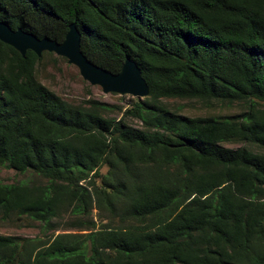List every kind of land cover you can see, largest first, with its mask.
<instances>
[{"label": "trees", "instance_id": "16d2710c", "mask_svg": "<svg viewBox=\"0 0 264 264\" xmlns=\"http://www.w3.org/2000/svg\"><path fill=\"white\" fill-rule=\"evenodd\" d=\"M0 22L58 44L73 24L88 62L117 75L130 60L149 91L123 113L134 129L42 86L35 70L52 53L0 42V167L47 181L0 185V218L53 228L68 208L96 207L117 220L0 235V264H264V0H0ZM165 100L242 112L191 118Z\"/></svg>", "mask_w": 264, "mask_h": 264}, {"label": "rangeland", "instance_id": "374dc122", "mask_svg": "<svg viewBox=\"0 0 264 264\" xmlns=\"http://www.w3.org/2000/svg\"><path fill=\"white\" fill-rule=\"evenodd\" d=\"M35 78L42 86L71 105H81L85 101L90 100L104 103L110 107L104 113L105 117L116 120L123 119L125 125L134 129H142V123L140 121L130 116L125 118L123 116L124 111L131 108L132 101L138 98H133L130 95L103 93L100 87L92 86L83 80L78 69L62 57L54 54L53 56L45 55L41 63L36 67ZM163 103L170 111L191 118L231 117L242 112V109L236 105L229 106L221 103L207 104L196 100H165ZM222 146L234 149L245 145L241 143H224ZM251 149L255 150L253 148ZM107 173L108 169L105 166L99 170L100 176H105ZM19 183L43 186L47 181L29 172L20 175L13 170L0 167V185ZM94 183L98 186L100 180L95 179ZM80 222L84 226H81L79 224ZM91 223H94L95 228L99 229L107 224L114 227L117 225V220H112L109 213L96 207H93L91 213L84 217L76 216L72 212V209L68 208L62 211L52 221L51 225L54 226L53 228L48 226L43 227L38 222H33L26 217L17 219V217L11 216L6 220L0 218V235L20 237L23 239L46 240L51 235H57L59 233L85 234L87 232L83 230L89 227Z\"/></svg>", "mask_w": 264, "mask_h": 264}, {"label": "water", "instance_id": "95a60500", "mask_svg": "<svg viewBox=\"0 0 264 264\" xmlns=\"http://www.w3.org/2000/svg\"><path fill=\"white\" fill-rule=\"evenodd\" d=\"M0 42L15 49L22 57L26 51L33 52L37 57L44 52L62 57L78 69L83 80L92 86L100 87L103 93L130 95L138 99H143L149 94L141 72L134 62L125 60L117 75L88 62L80 51V34L73 24L69 26L64 41L58 44L49 39L38 40L20 29L12 31L0 22Z\"/></svg>", "mask_w": 264, "mask_h": 264}]
</instances>
